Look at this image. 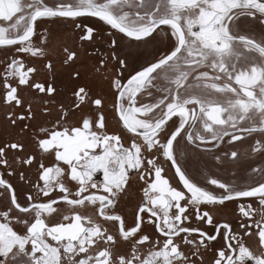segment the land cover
Wrapping results in <instances>:
<instances>
[{
	"label": "snow or ice",
	"instance_id": "obj_1",
	"mask_svg": "<svg viewBox=\"0 0 264 264\" xmlns=\"http://www.w3.org/2000/svg\"><path fill=\"white\" fill-rule=\"evenodd\" d=\"M60 22H71L75 47L47 27ZM257 23L264 0H0V50L10 53L0 62V264H264V167L247 184L201 183L177 151L186 140L220 168L242 156L220 146L251 137L264 154ZM162 35L168 50L125 77L122 40L147 46ZM57 64L71 69V101ZM80 65L107 81L117 131ZM137 181L129 221L119 205ZM229 202H239L235 228L221 220Z\"/></svg>",
	"mask_w": 264,
	"mask_h": 264
},
{
	"label": "flooded vegetation",
	"instance_id": "obj_2",
	"mask_svg": "<svg viewBox=\"0 0 264 264\" xmlns=\"http://www.w3.org/2000/svg\"><path fill=\"white\" fill-rule=\"evenodd\" d=\"M92 19V18H89ZM101 25V27L107 29L108 26L102 24L99 21H94ZM47 27L57 34L59 38H62L63 42L66 43L69 47H75L78 43L77 34L73 31V26L71 22H60L56 24H48ZM253 31L257 35L264 34V26L257 24L252 25ZM167 31V29H166ZM174 40V37L172 38ZM122 55H127L129 57L127 63L129 64V68L126 72H124V76L127 77L131 74H134L135 71L142 70L145 66H147L150 62H152L155 58L159 57L161 54L166 52L169 47V38L168 36H159L156 40H154L151 44L137 45L135 42L130 41L128 38H124L122 40ZM10 53H5L0 50V62H4ZM80 69L84 75V79L86 82L90 84L95 90H97L100 94L104 95L105 100L108 104L109 111V131H117L118 123L116 119L112 118L111 114V105L113 103L112 93L109 91L108 83L106 80H101L97 83L91 77L90 67L80 65ZM71 71L70 68L66 66H61L57 64L56 68V78L58 80L64 81L59 85L60 91L65 93L68 97V100L71 101L73 97L71 96V92L67 91V74ZM45 73L42 70L40 73V78L44 77ZM161 84L164 82L161 81ZM63 99V97H61ZM146 102H151V98H145ZM53 119V117H42L40 120L41 124L44 126H48L49 122ZM175 119V118H174ZM171 124V122H169ZM38 131V128H34L33 131L29 134V150H33V146L31 143L32 137ZM183 135V133H182ZM257 139L260 138L259 134H253ZM180 138H178L179 140ZM124 143L128 144V140L125 139ZM254 145V141L251 137L246 138L244 141H238L235 145H228L227 143L221 145L220 147L224 150L231 151L237 150L242 156L239 163H228L223 167H216V162L212 159V155L209 152H205L202 149H197L194 145L189 144L186 140H180V146L177 149L178 153H183V163L191 175L195 177L199 182L205 183L206 176L214 175L218 178H222L225 181L232 182L236 181L239 184H247L250 183L251 180L249 177H254L255 174L252 173L253 167H264V154L253 153L251 151ZM211 147V146H209ZM214 151L219 152L220 149H214ZM166 176L171 180L173 186L181 187L178 183V178L175 176L174 169L171 167L170 162L165 163ZM36 173L35 170L30 173V179H35ZM19 183V182H17ZM143 183L137 181L134 183L129 191L128 196L124 198V200L120 203L119 208L122 212L128 217L129 221L132 219L134 212L136 210V206L142 200V191ZM28 187H24L21 189L22 192H27ZM237 203L239 202H229L228 208L226 210L225 215L221 216V220H230L233 223V227H236L238 212ZM84 214H92V206H86L85 209L81 210ZM95 218V217H94ZM194 224L198 223L195 220ZM146 232L150 235L154 234V229L152 226H148L146 228ZM253 244L255 242L253 241Z\"/></svg>",
	"mask_w": 264,
	"mask_h": 264
}]
</instances>
